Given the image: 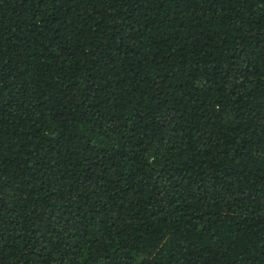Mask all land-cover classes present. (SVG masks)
<instances>
[{"label":"trees","instance_id":"obj_1","mask_svg":"<svg viewBox=\"0 0 264 264\" xmlns=\"http://www.w3.org/2000/svg\"><path fill=\"white\" fill-rule=\"evenodd\" d=\"M0 264H264V0H0Z\"/></svg>","mask_w":264,"mask_h":264}]
</instances>
